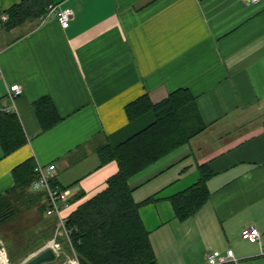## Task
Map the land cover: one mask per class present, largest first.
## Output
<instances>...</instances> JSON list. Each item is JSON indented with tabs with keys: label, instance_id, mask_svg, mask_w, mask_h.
I'll return each instance as SVG.
<instances>
[{
	"label": "crops",
	"instance_id": "0c3cea01",
	"mask_svg": "<svg viewBox=\"0 0 264 264\" xmlns=\"http://www.w3.org/2000/svg\"><path fill=\"white\" fill-rule=\"evenodd\" d=\"M22 1L0 0V18ZM50 1L41 18L13 30L0 21V112L13 109L28 140L9 155L0 144V197L15 185L13 169L33 157L37 166L55 164L57 185L75 189L68 217L118 171L116 162L102 165L99 148L155 119L130 120L126 106L187 89L208 128L129 180L137 203L154 199L139 213L157 260L208 264V254L232 249L239 264H264V3ZM51 5L73 11L68 29ZM14 85L23 93L13 102ZM42 98L61 117L46 131L35 109ZM203 164L214 172L210 199L181 221L171 199L199 181ZM252 225L261 244L242 239Z\"/></svg>",
	"mask_w": 264,
	"mask_h": 264
},
{
	"label": "trees",
	"instance_id": "16d2710c",
	"mask_svg": "<svg viewBox=\"0 0 264 264\" xmlns=\"http://www.w3.org/2000/svg\"><path fill=\"white\" fill-rule=\"evenodd\" d=\"M50 3V0H23L5 12L8 16L5 28L13 30L31 19L41 18ZM35 109L43 131L61 121L50 98L40 99ZM147 112L154 113L151 124L115 147L107 144L99 148L102 165L116 162L118 171L107 180L103 190L82 202L66 218L65 225L81 264H159L139 213L143 204L154 199L137 203L129 180L189 144L208 126L201 117L196 98L187 89H178L158 103H153L149 95L144 94L126 106L130 120ZM27 142L17 115L0 112V144L4 154L13 153ZM36 169L33 157L13 169L15 185L7 195L0 197V230L23 210L36 208L42 216L50 218L46 215L48 204L42 203L45 194L30 190L37 178ZM199 170V181L171 199L176 218L181 221L195 216L210 199L208 182L214 172L209 164L201 165ZM82 196L78 194L77 198ZM50 236L48 234L43 239ZM43 244L44 241H40L22 247L17 258L10 255V259L18 262Z\"/></svg>",
	"mask_w": 264,
	"mask_h": 264
},
{
	"label": "built area",
	"instance_id": "2783aa9c",
	"mask_svg": "<svg viewBox=\"0 0 264 264\" xmlns=\"http://www.w3.org/2000/svg\"><path fill=\"white\" fill-rule=\"evenodd\" d=\"M246 3H259L264 0H243ZM49 12H55L56 18L60 23L63 29H68L70 23L73 19V11L70 9L58 8L56 5H51L49 7ZM8 20L6 15H2L0 18L1 22H6ZM1 76V70H0ZM23 93L22 85H14L9 88L8 96L14 102L15 99ZM7 112H12L13 109L5 110ZM56 165L51 164L48 166L38 165L37 166V178L32 183L30 189L33 192L44 193L47 199V211L46 215L52 217L56 220L54 237L51 238L48 242H45L40 248L31 254L27 255L18 262H13L6 250V247L3 245L0 240V264H27L31 259L40 253L50 249L55 254L56 262L55 264H81L80 259L72 245L70 239V231L66 228V218L63 216V211L69 206L70 198L74 195L75 189L73 187L62 188L59 185H55L56 176H55ZM59 238H62L66 243V249L63 244L60 242ZM242 239L261 244V232L259 229L252 225L247 227L242 232ZM264 253V250H263ZM208 264H227L234 263L239 264V259L235 256V253L232 249H229L225 254L220 251H213L207 255ZM47 264V263H46Z\"/></svg>",
	"mask_w": 264,
	"mask_h": 264
},
{
	"label": "rangeland",
	"instance_id": "374dc122",
	"mask_svg": "<svg viewBox=\"0 0 264 264\" xmlns=\"http://www.w3.org/2000/svg\"><path fill=\"white\" fill-rule=\"evenodd\" d=\"M55 221L52 217L47 218L42 216L36 208L23 210L14 221L0 230V240L6 247L9 257L12 255L17 258V254L21 253L22 247L27 245L39 243L40 241H44V243L48 242L54 237ZM48 234L51 235L50 238L43 239ZM59 240L66 249L64 240L62 238H59ZM55 262L56 259L47 264H55Z\"/></svg>",
	"mask_w": 264,
	"mask_h": 264
},
{
	"label": "water",
	"instance_id": "95a60500",
	"mask_svg": "<svg viewBox=\"0 0 264 264\" xmlns=\"http://www.w3.org/2000/svg\"><path fill=\"white\" fill-rule=\"evenodd\" d=\"M55 254L48 249L31 259L27 264H43L55 260Z\"/></svg>",
	"mask_w": 264,
	"mask_h": 264
}]
</instances>
